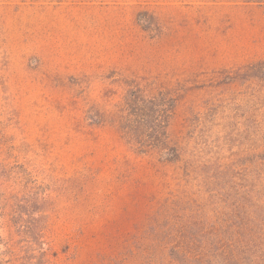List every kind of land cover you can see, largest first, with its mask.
Here are the masks:
<instances>
[{"label":"rangeland","instance_id":"1","mask_svg":"<svg viewBox=\"0 0 264 264\" xmlns=\"http://www.w3.org/2000/svg\"><path fill=\"white\" fill-rule=\"evenodd\" d=\"M259 62L264 0H0V212L46 199L50 264H264ZM137 88L175 100V164L120 133Z\"/></svg>","mask_w":264,"mask_h":264},{"label":"trees","instance_id":"2","mask_svg":"<svg viewBox=\"0 0 264 264\" xmlns=\"http://www.w3.org/2000/svg\"><path fill=\"white\" fill-rule=\"evenodd\" d=\"M263 64L259 62L251 68L258 69ZM174 108L175 100L168 94L161 92L146 97L140 88L129 90L118 114L119 131L138 154L157 155L165 163L175 164L180 154L178 148L171 145L168 135ZM45 204L46 199L32 191L20 198L13 196L9 203L5 202L0 219L7 217L8 232L5 239L0 237V264H50L45 249L46 216L41 212V206ZM191 250L173 246L169 255L177 264H194L198 256ZM227 250L225 260L240 257L236 247H227Z\"/></svg>","mask_w":264,"mask_h":264}]
</instances>
